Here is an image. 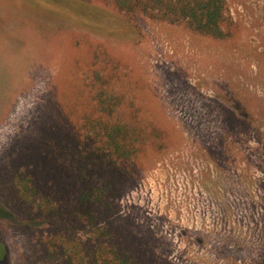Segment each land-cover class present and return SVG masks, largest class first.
Wrapping results in <instances>:
<instances>
[{
    "label": "rangeland",
    "instance_id": "obj_1",
    "mask_svg": "<svg viewBox=\"0 0 264 264\" xmlns=\"http://www.w3.org/2000/svg\"><path fill=\"white\" fill-rule=\"evenodd\" d=\"M227 9L231 36L217 39L95 0H0V184L98 41L121 60L124 88L175 125V146L144 166L117 223L178 264H262L264 206L230 199L254 195L264 175V0ZM224 107H257V120L230 129ZM44 229L0 194V264H31Z\"/></svg>",
    "mask_w": 264,
    "mask_h": 264
},
{
    "label": "trees",
    "instance_id": "obj_2",
    "mask_svg": "<svg viewBox=\"0 0 264 264\" xmlns=\"http://www.w3.org/2000/svg\"><path fill=\"white\" fill-rule=\"evenodd\" d=\"M95 1L210 38L231 36L227 0ZM87 45L85 60L76 58L66 79L69 89L52 103L38 146L6 172L0 194L11 208L45 224L31 264H178L158 258L141 237L117 223L118 202L144 166L175 146V125L124 88L121 60L107 46L91 40ZM257 109L224 107L228 128L247 132ZM255 180L254 195L230 201L262 209L264 175ZM260 261L264 264V254Z\"/></svg>",
    "mask_w": 264,
    "mask_h": 264
}]
</instances>
